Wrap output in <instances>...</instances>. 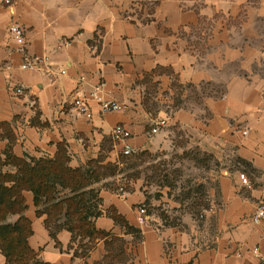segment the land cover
Returning a JSON list of instances; mask_svg holds the SVG:
<instances>
[{"label":"crops","instance_id":"1","mask_svg":"<svg viewBox=\"0 0 264 264\" xmlns=\"http://www.w3.org/2000/svg\"><path fill=\"white\" fill-rule=\"evenodd\" d=\"M13 24L25 31L23 47L10 37ZM36 56L49 60L22 68ZM96 88L123 108L103 111L91 98ZM77 94L93 118L75 109ZM119 124L132 134L133 155L113 137ZM61 144L72 168L100 157L118 166L93 186L103 211L94 223L107 236L75 257L73 234L62 228L53 237L24 190L25 210L7 221L30 220L36 262L263 264L253 248L264 250V227L252 216L264 202V0H0L2 161L8 151L53 159ZM176 153L205 174V192L190 206L166 182L168 171L160 182L148 166L128 174L129 160L157 164ZM190 154L202 155L201 168ZM17 172L0 165L1 174ZM0 264H8L1 250Z\"/></svg>","mask_w":264,"mask_h":264},{"label":"trees","instance_id":"2","mask_svg":"<svg viewBox=\"0 0 264 264\" xmlns=\"http://www.w3.org/2000/svg\"><path fill=\"white\" fill-rule=\"evenodd\" d=\"M6 161L18 167L16 175L0 173V250L8 264H45L36 262L37 252L30 246L33 234L30 220L21 216L15 223L7 221L11 214L23 213L25 200L22 192L31 190L38 214H47L46 226L53 237L62 228L72 234L70 248L74 256L86 258L98 239L107 233L96 228L94 220L103 215L102 198L94 184L115 176L116 164H102V158L89 162L85 168L69 166L70 156L64 144L59 146L55 158H17L10 151ZM14 181L13 186L6 182ZM61 191L69 194L60 196ZM77 244V245H76ZM76 245V246H75Z\"/></svg>","mask_w":264,"mask_h":264},{"label":"built area","instance_id":"3","mask_svg":"<svg viewBox=\"0 0 264 264\" xmlns=\"http://www.w3.org/2000/svg\"><path fill=\"white\" fill-rule=\"evenodd\" d=\"M13 1L14 0H4V2L9 5L13 4ZM10 37L17 41L20 46H25V31L20 25L13 24L10 26ZM48 60V57L36 56L34 58H27L24 64L22 65V68L30 70L41 69V64ZM48 74L52 78L53 73L49 72ZM15 93L23 94L24 90L23 88L19 87L15 90ZM91 98L98 102L103 111H119L123 108V106L117 101L106 98L104 95H102L99 88H96L91 92ZM88 101L89 100L87 99V97L77 94L74 100V107L80 115L86 116L91 119L93 118V112L90 108ZM157 130L158 129L155 128L153 129V132H157ZM131 135V132L124 125L121 124L117 125L113 130V137L119 143L123 144L121 147L123 154L126 156L133 155L134 153H136V149L127 143V140L131 137ZM241 179L244 183H247V178L245 175H242ZM122 191L125 194L124 189H122ZM252 221L254 224L261 225L264 227V202L260 203L256 208L252 216ZM139 222L141 224H146L148 222V214L144 207L139 209ZM253 252L258 258H260V260L264 264V250H262L260 246H256L253 248Z\"/></svg>","mask_w":264,"mask_h":264},{"label":"rangeland","instance_id":"4","mask_svg":"<svg viewBox=\"0 0 264 264\" xmlns=\"http://www.w3.org/2000/svg\"><path fill=\"white\" fill-rule=\"evenodd\" d=\"M189 156L195 157L197 159V166L200 168L202 167L201 162L199 161L203 158L201 154H190ZM185 159V155H178V153H176L172 155V157H169L166 162L160 161L157 164L151 163L146 165L140 164V162L136 159L133 161L129 160L127 161V165L132 167L131 169L133 170V173L128 172V174L139 175V173H142V171L138 170L140 166L142 167V170H146L149 167L153 168L154 173L157 174V176L155 174L154 176L152 175L155 177V181L160 182L159 178L161 176L160 174H162L160 170L163 171V173L168 171V173H170V178L166 179V182L171 183L173 188H175L174 190L176 191V197L179 199V201L190 206L191 204H195L199 197L205 192L203 178V175L205 174L202 173L201 170H193V168L187 164ZM207 165H213L211 159H209Z\"/></svg>","mask_w":264,"mask_h":264}]
</instances>
